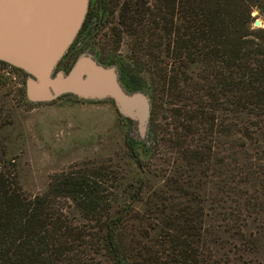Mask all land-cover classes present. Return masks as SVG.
<instances>
[{
  "label": "trees",
  "instance_id": "1",
  "mask_svg": "<svg viewBox=\"0 0 264 264\" xmlns=\"http://www.w3.org/2000/svg\"><path fill=\"white\" fill-rule=\"evenodd\" d=\"M257 9L264 14V0H89L74 40L86 45L100 36L110 52L127 38L133 67L122 66L121 77L149 95V140L162 133L188 183L215 186L235 203V219L243 212L264 217V28L253 27ZM102 50L94 55L103 64ZM142 72L149 88L133 76ZM117 180L106 168L73 167L30 195L0 146V264H236L206 247L202 210L192 201L160 210L180 214L182 239L167 233L157 248L135 239L127 247L133 209L110 215ZM253 219L264 229V218Z\"/></svg>",
  "mask_w": 264,
  "mask_h": 264
},
{
  "label": "rangeland",
  "instance_id": "2",
  "mask_svg": "<svg viewBox=\"0 0 264 264\" xmlns=\"http://www.w3.org/2000/svg\"><path fill=\"white\" fill-rule=\"evenodd\" d=\"M253 17L264 28L260 9L253 11ZM106 41L100 36L86 45L83 39L76 40L55 72H67L73 58L77 60L89 53L99 55L104 49L108 61L103 65L116 67L125 90L143 91L149 97L146 90L134 89L128 77H121L122 66L133 67L127 38L110 52L105 50ZM97 55H94L96 59ZM15 71L14 80L0 73V146L25 193L43 194L53 175L73 167L106 168L118 176L110 196V215L114 217L123 209H133L126 222L127 247H134L131 239L157 248L167 233L174 237L172 240L182 237L180 214L169 209L160 214V210L168 205L187 208V201H192L193 208L197 204L202 210L203 242L214 256L228 257L236 264H264V229L253 219L255 216L263 221L262 214L243 212L235 219V203L215 186L203 180L188 183L185 165L160 141L164 135L159 134L156 141L149 140L150 119L143 137L134 121L123 116L110 99L88 100L65 94L47 102H31L26 95L28 74ZM190 71L196 72L197 67L191 66ZM133 76L149 88L146 72ZM72 215L76 223L85 222L78 213ZM169 220L173 228L168 230L165 223ZM145 233L148 238L144 237Z\"/></svg>",
  "mask_w": 264,
  "mask_h": 264
},
{
  "label": "water",
  "instance_id": "3",
  "mask_svg": "<svg viewBox=\"0 0 264 264\" xmlns=\"http://www.w3.org/2000/svg\"><path fill=\"white\" fill-rule=\"evenodd\" d=\"M89 0H0V61L28 74L26 95L47 102L65 94L88 100L110 99L146 136L151 103L146 93H129L115 66L93 54L80 56L67 72L56 66L74 42ZM254 28H262L255 20Z\"/></svg>",
  "mask_w": 264,
  "mask_h": 264
},
{
  "label": "built area",
  "instance_id": "4",
  "mask_svg": "<svg viewBox=\"0 0 264 264\" xmlns=\"http://www.w3.org/2000/svg\"><path fill=\"white\" fill-rule=\"evenodd\" d=\"M17 68L0 61V73L4 74L6 77H10L13 80L16 79V70Z\"/></svg>",
  "mask_w": 264,
  "mask_h": 264
}]
</instances>
